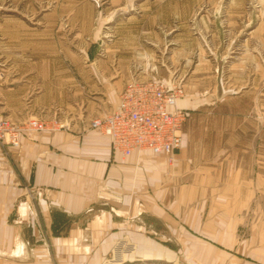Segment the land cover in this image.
I'll return each mask as SVG.
<instances>
[{
  "label": "crops",
  "instance_id": "obj_1",
  "mask_svg": "<svg viewBox=\"0 0 264 264\" xmlns=\"http://www.w3.org/2000/svg\"><path fill=\"white\" fill-rule=\"evenodd\" d=\"M70 5L76 10L81 3ZM60 69L56 64H37L23 68L18 82L0 85V111L12 118L64 110L74 121L68 130L37 133L33 138L22 135L20 145L8 151L12 161L0 146V264H48L47 249L37 238L41 231L50 235L61 264H100L123 237L125 218L134 221L133 239L139 249L149 251L142 254L147 259L172 257V245L153 239L161 225L164 232L174 234L175 242L170 239L183 254L202 255L208 249L217 254V263L229 256L231 264H264V209L250 214L253 201H264V111L258 114L255 134L248 112H216L230 123L191 129L190 111L206 100L184 96L178 107L188 117L175 164L164 153L137 151L124 156L113 150L108 137L87 128L90 117L79 112V102L71 105L59 98L61 90L77 88ZM153 76L145 71L137 77ZM130 77L128 81L135 78ZM124 78L117 70L110 77L111 88H123ZM244 89L219 102H241L249 90ZM175 183L180 184V193L173 198L177 191L171 192L170 185ZM27 191L33 199L25 196ZM209 199L215 202L209 207L214 214L221 211L218 216L230 219L215 217L209 224L205 216ZM176 202L185 210L180 219L172 211Z\"/></svg>",
  "mask_w": 264,
  "mask_h": 264
},
{
  "label": "rangeland",
  "instance_id": "obj_2",
  "mask_svg": "<svg viewBox=\"0 0 264 264\" xmlns=\"http://www.w3.org/2000/svg\"><path fill=\"white\" fill-rule=\"evenodd\" d=\"M72 3H81L80 8L73 9ZM37 64L59 65L62 76L75 82L77 88L61 90L59 98L71 105L79 102L84 118L110 112L112 103L132 80H127L130 75L137 77L146 71L153 77L182 83L186 98L206 100L190 111L191 129L220 125L222 120L214 115L216 112H248L252 116L248 125L255 134L258 114L264 111V0H0V85L18 82L23 68ZM91 67L95 73H90ZM117 70L127 80L121 89L116 85L111 88L109 82ZM245 87L249 90L241 102H219L245 92ZM57 113L70 124L74 122L64 110L43 118ZM0 114L16 121L39 117L31 112L19 118ZM224 118L222 123L229 124ZM1 149L11 159L8 151ZM15 172L20 177L16 166ZM179 187L177 183L170 185L171 192L177 191L173 198ZM25 196L33 199L34 194L27 191ZM205 203L209 224L215 217L230 219L224 214L218 216L221 211L214 214L209 208L214 201ZM250 209V214L264 209V201H253ZM172 211L180 219L185 210L176 202ZM248 219L250 222L252 216ZM125 220L123 237L116 240L100 264H231L229 256L217 263V254L208 249L202 255L183 254L174 243V234L164 232L161 225L153 239L172 245V257L147 259L142 254L149 251L139 249L133 239L134 221ZM241 234L247 235L245 230ZM49 236L45 231L37 233L47 249L48 264H61ZM165 240L169 243L162 242Z\"/></svg>",
  "mask_w": 264,
  "mask_h": 264
},
{
  "label": "built area",
  "instance_id": "obj_3",
  "mask_svg": "<svg viewBox=\"0 0 264 264\" xmlns=\"http://www.w3.org/2000/svg\"><path fill=\"white\" fill-rule=\"evenodd\" d=\"M185 96L182 83L150 77H135L119 95L117 106L96 115L86 126L108 137L113 150L129 156L137 151L167 155L171 164L183 144V128L188 112L178 107ZM60 115L52 118L31 116L25 121L0 114V144L10 151L20 145L21 136L33 138L37 133L70 129Z\"/></svg>",
  "mask_w": 264,
  "mask_h": 264
}]
</instances>
